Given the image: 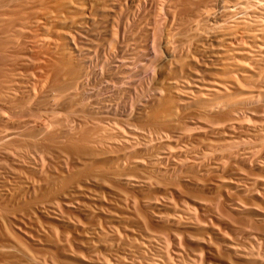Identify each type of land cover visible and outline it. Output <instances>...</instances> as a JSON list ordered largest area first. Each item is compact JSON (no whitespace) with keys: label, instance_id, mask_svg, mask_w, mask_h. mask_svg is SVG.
Instances as JSON below:
<instances>
[{"label":"bare ground","instance_id":"bare-ground-1","mask_svg":"<svg viewBox=\"0 0 264 264\" xmlns=\"http://www.w3.org/2000/svg\"><path fill=\"white\" fill-rule=\"evenodd\" d=\"M98 66L122 85L144 74L145 90L97 99ZM15 104L43 116L16 123L27 109ZM0 123L2 258L26 255L22 237L56 257L80 240L91 264H141L157 247L143 262L166 264L196 230L212 224L198 243L223 235L214 219L264 232L250 227L264 223V149L233 151L264 142V0H0ZM222 243L236 259L258 255Z\"/></svg>","mask_w":264,"mask_h":264},{"label":"rangeland","instance_id":"rangeland-1","mask_svg":"<svg viewBox=\"0 0 264 264\" xmlns=\"http://www.w3.org/2000/svg\"><path fill=\"white\" fill-rule=\"evenodd\" d=\"M139 15H141V12H140V14ZM141 16H139V20H141V18H140ZM135 20H133L134 22H137L136 23V25L138 24V22H139V20L138 21H136L137 19H138V16L136 15V17L134 18ZM140 23H141V21H140ZM131 32H129V34H130ZM141 33H143L144 34V37L141 39V36H140V34ZM139 34V38L138 39H140V43L142 44V42L144 41V39H145V32H143V30H141L140 29V31H139V33H137V35ZM143 34H141V35H143ZM141 40H143L142 42H141ZM127 41H128V39H127ZM139 43V44H140ZM130 44V43H129ZM140 47V46H139ZM111 48V47H110ZM114 49V47L110 50V51H114L115 52V50H113ZM91 54H92V56H93V51L91 52ZM158 54H159V52H158ZM119 55V53L117 54V56ZM146 54H143V56H141L140 57V59H139V66L137 65V70L136 71H138V69L139 68H141V66H142V64L145 66L146 64H147V57L148 56H146ZM145 57V58H144ZM94 59L93 60H95V57H93ZM143 59H145V60H143ZM145 62H146V64H145ZM137 63V64H138ZM141 65V66H140ZM99 67V68H98ZM96 69H98L97 70V73L96 74H94V73H92L90 76H89V80H88V90H89V92H92V91H94V90H92L91 88H93L94 89V87H95V89H96V91L95 92H93L94 94H97L98 95V93H99V95L101 96V95H104L102 98H104V100H109V98H110V100L109 101H114V102H119L118 104H121L122 102H120V100H118V99H121V101H125V102H127V103H129V95H134V91L136 92V89L134 90V85L136 84V82H137V86H138V81L139 82H141L140 81V79L141 80H143V79H145L146 78V76L144 75V74H142V77H143V79L142 78H140L141 76H137V77H135L136 79H138L137 81L136 80H133V77H130V78H132L131 80H133L132 82H130V83H128V82H126V81H128L130 78H128L126 81H124V84L125 85H127V87L123 84H120V83H118L119 82V80L118 79H116V81H115V79L114 78H116V77H119L117 74H118V70L116 71V70H114V71H110L109 69H103V71L101 72V69L100 68H102V67H100V66H98ZM99 71V72H98ZM107 71V72H106ZM104 72V73H103ZM99 73V74H98ZM101 73H103V74H101ZM105 73H106V75L107 74H109L110 76L109 77H107V76H105ZM111 73H113L114 75H117V76H112L113 74H111ZM117 73V74H116ZM104 75V79L102 78V76ZM119 74L120 75H122L121 74V71L119 70ZM94 75V76H93ZM96 75V76H95ZM144 75V76H143ZM100 76V77H99ZM113 77V78H110V77ZM92 78V79H91ZM99 79V81H98V79ZM107 78V79H106ZM96 79V80H95ZM111 79H113V81H114V83H115V86L113 85L114 83H113V81L111 80ZM95 80V81H94ZM105 80H107L108 82L109 81H112V82H109V83H107V81H105ZM102 81V82H101ZM130 81V80H129ZM136 81V82H135ZM145 81H146V79L144 80V81H142L141 82V84L137 87L136 85H135V88H138L137 89V92L138 93H141V90H143L144 88H145ZM94 82H95V84H94ZM105 82H106V84H105ZM117 82V83H116ZM144 82V83H143ZM147 82V81H146ZM91 83V84H90ZM112 84V86L110 85L109 86V84ZM127 83V84H126ZM133 83H134V85H133ZM116 84H118V86H119V84H120V86L122 85L123 87L125 86V88H118L117 87V85ZM130 84H132V85H130ZM144 84V85H143ZM129 85V86H128ZM142 85H143V87H142ZM92 86V87H91ZM102 86V87H101ZM104 86V87H103ZM116 88H114V87ZM133 88V91H132V88ZM142 88H141V87ZM90 87V88H89ZM115 89V91L116 90H119V91H116L114 94H112L113 92V88ZM140 87V88H139ZM127 88H129V89H127ZM102 89V90H101ZM124 89V90H123ZM99 90L101 91V92H99ZM106 90H108V91H106ZM112 90V91H111ZM145 90V89H144ZM128 91V93H126ZM132 91V92H131ZM97 92V93H96ZM104 92V93H103ZM122 93V94H121ZM132 93V94H131ZM111 94V95H110ZM117 94V95H116ZM127 94V95H126ZM98 95V96H99ZM107 95V96H106ZM109 95V96H108ZM114 95H115V97H114ZM123 95V96H122ZM98 96H97V99H101V100H103L100 96H99V98H98ZM110 96H113V98L114 99H111L112 97H110ZM127 96H128V98H127ZM107 97V98H106ZM118 98V99H117ZM122 98H123V100H122ZM117 99V101H115ZM126 99V100H125ZM128 99V100H127ZM112 101V102H113ZM16 105V106H15ZM14 105V107H16L17 108V106H19L17 109L16 108H14V109H16V110H18V112L17 113H19V111L21 110V111H24V110H26V111H28V112H26V111H24V114H18L19 116H21L20 118H19V116H15V117H13V119H15V122L17 123L18 122V120H21V119H26L27 120V118L28 117H30L31 116V118L33 117L34 119H35V117L36 116H38V114H41V112L43 111V110H36L34 107H30V109H29V107L27 108V106L25 107V106H23V107H20V106H22V105H20V104H15ZM19 108H20V110H19ZM24 109V110H23ZM35 109V110H34ZM25 112H26V114H25ZM21 113V112H20ZM29 114H30V116H29ZM32 114V115H31ZM42 114H43V112H42ZM41 114V115H42ZM23 115H24V117L25 118H23ZM40 115V116H41ZM38 117L36 120H38L39 118H41V117ZM43 116V115H42ZM16 118H19V119H17L16 120ZM13 119H11V120H13ZM23 121V120H22ZM14 125V124H13ZM0 128H2V123H0ZM259 137H261L262 138V136H259ZM258 137V138H259ZM260 138V139H261ZM258 140V139H257ZM247 143V141H245V142H241V141H239V142H237V144H236V146H240L239 147V149H233V151H239L240 153H242V152H248V151H252L253 153H255V155H257V156H260L261 154H262V151H263V149H264V142H256V144H246ZM47 145H49V144H51V143H46ZM52 145V144H51ZM0 162H2V161H0ZM4 166V167H3ZM5 168V165H4V163H3V165H2V163H1V168ZM194 179V178H193ZM195 180V179H194ZM158 189V188H157ZM152 189L151 190V193L150 194H153L154 193V191H155V193L154 194H156L155 196H157V194L159 195V193L160 192H162L160 189ZM160 190V191H159ZM187 190V191H186ZM189 189H187V188H185L184 189V191H186V193L188 194V193H190L191 191L189 190ZM157 192V193H156ZM182 192V191H181ZM153 194V195H154ZM153 195H150V196H153ZM186 194H183V196H182V198L186 201V202H190V199L188 198V197H184ZM190 194H188V196H189ZM213 196V195H212ZM180 197V199H182L181 198V196H179ZM191 197V196H190ZM179 199V198H178ZM179 199V200H180ZM189 201H188V200ZM183 200H180V202H179V204L182 202ZM185 201H184V203H185ZM178 202V201H177ZM175 204H177V203H175ZM179 204H177V205H179ZM260 206H262V205H260ZM219 207V206H218ZM210 211H212L211 212V216H217L216 214L217 213H215V212H218L216 209H219V208H215V206H213V207H210ZM214 211H213V210ZM38 214H36V216H37ZM39 217V216H38ZM218 217V216H217ZM233 218H235V216H232ZM37 218V217H36ZM246 218V217H245ZM245 218L244 217H236L235 219H236V221H235V223L233 222V220H235V219H228V221L225 219V221L223 222V220H221V219H219V221L218 220H216L215 221V219L213 220V223L216 225L217 223H218V225L219 224H221V225H219L220 226V228L222 229V230H225L224 231V233L222 232V234L223 235H219L218 236V238L217 237H214V239H211V238H213V237H211L212 235L210 234L211 233V225L212 224H208L207 225V227H206V229L203 227L202 229H200L201 231H203V232H201L200 230V234L201 233H205V234H208V235H211V236H208V237H206L207 239L205 240V242L203 243V242H201L200 240H201V238L199 239V243L198 242H196L197 241V236L199 235H197V233L196 232H198L199 233V231H197L196 230V232H193V233H195L194 235H193V233H192V235L194 236V238L196 239H193V238H191V240L189 239L188 241L187 240H185V241H181V249H182V251H184L183 253H182V256L181 257H175L174 255H172V253H171V251H170V253L167 255V254H165V257H164V259L165 260H167L168 262H169V258H172V257H174L175 259H171L170 260V262H169V264H188L189 262H190V259L187 257V256H189L190 258H191V254L193 253V255L195 254V252L196 253H203L202 255L199 253V255H201L202 257H204L203 258V260L201 261V263L200 264H210V263H212V264H263V260H264V235L263 234H260V233H262L263 232V229L262 228H264V223L263 224H259V225H255V224H253V226H250V227H255V229H256V227H260V229L259 228H257L258 230L257 231H255V232H260L261 231V229H262V231L259 233V234H257V233H254V230H252L253 228H249V229H251L250 231L251 232H249L250 233V235L248 234H245V233H247L248 232V230H246V229H248V228H246V227H242L243 229H245V231L243 230V229H241V225L244 223V221H242V220H245ZM1 219L2 220H4L3 219V217L0 215V222H2L1 221ZM39 220V221H38ZM220 220H221V222H220ZM248 220V219H247ZM37 224L40 222V221H42V223H44L43 222V220H41L40 218H37ZM230 221V222H229ZM241 221V222H240ZM249 221V220H248ZM248 221H246V224H247V222ZM5 222V221H4ZM217 222V223H216ZM229 222V223H228ZM231 222H233V223H231ZM238 222H240L241 223V225H240V223H238ZM243 222V223H242ZM41 222H40V225L42 224ZM226 223H228V224H226ZM230 223H231V225H230ZM249 223V222H248ZM2 224H4L3 222H2ZM234 224V225H233ZM245 224V223H244ZM244 224L242 225V226H244ZM245 224V226H247V225H249V224H247L246 225ZM48 226H52V225H49V224H47ZM46 225V226H47ZM161 225V224H160ZM217 225V226H218ZM227 225H229V226H227ZM252 225V224H251ZM261 225H263V226H261ZM42 226H45L44 224L42 225ZM228 228H226V227ZM236 226H239L240 227V229H239V227H236ZM52 227H54V226H52ZM158 227V228H157ZM248 227V226H247ZM155 228H157V231L158 230H161V229H159V228H163L164 229V227L163 226H159V225H157ZM207 229H208V232H207ZM226 229H227V231H226ZM231 229H233L232 231L234 232H232V231H230ZM11 230V229H10ZM13 230V232H14V235L16 234V232H15V230L14 229H12ZM154 230H156V229H154ZM204 230H205V232H204ZM210 230V231H209ZM221 230V231H222ZM239 230V231H238ZM260 230V231H259ZM157 231H156V233H157ZM162 231V230H161ZM164 231V230H163ZM162 231V232H163ZM232 232L231 233V235H228L227 233L225 234V232ZM237 231H238V233H237ZM244 231V232H243ZM247 231V232H246ZM253 231V232H252ZM12 232V233H13ZM160 235L162 234V233H160V231L158 232ZM157 233V234H158ZM251 233H253V234H251ZM264 233V232H263ZM227 235L228 237L226 238L225 237V235ZM230 234V233H229ZM236 234H237V236H236ZM242 234V235H241ZM256 234H257V237H254V236H256ZM195 235H197V236H195ZM16 236L17 237H20V236H18L17 234H16ZM15 236V237H16ZM193 236H191V237H193ZM202 236H203V234H202ZM206 236V235H205ZM220 236H222L221 238H220ZM233 238L232 240H234L235 242H237V243H239L241 246V248H242V246H243V248H242V250L243 251H245L246 253H250V254H252V255H257V257H253L252 259L250 258V259H240V258H237L236 259V257H234L233 256V254H231V252L230 251H228V250H225V248L224 247H222L223 246V243H222V240H223V242L224 241H228V242H230V241H232L231 240V237ZM247 236H248V238H247ZM251 236H253L254 238H256L257 240L254 242V241H252V237ZM261 236V237H260ZM16 237V238H17ZM199 237V236H198ZM201 237V236H200ZM204 237V236H203ZM209 237H211L210 239H208ZM236 237V238H235ZM251 237V238H250ZM15 238V239H16ZM239 238V239H238ZM253 238V239H254ZM263 238V239H262ZM18 240H19V243L22 241L23 243H24V245H21L22 244V242H21V247H24V249H25V251L24 252H26V255L27 254H29V253H27V252H30L31 253V257H32V252H35L36 254H37V251H38V254H40V253H42V254H40V257L43 255V256H46V258L49 260V261H51V260H53L54 261V263L55 264H91V263H87L88 261L87 260H89V258H90V254L87 252V250L84 248H82L81 247V245H80V240H79V242L77 243V241L75 242V244H73L74 242H72L71 244H69V246L71 247H66V250L68 249L69 251H65V252H63L62 254H60V252L59 253H57L56 255H57V257L55 256V251L54 250H52V254L49 252V254H48V252H46V251H44V249L42 248L41 249V247H31V248H29V247H27L28 245H30L29 244V242L27 241H25L24 239H22V237L21 238H17ZM78 239H80V238H78ZM123 239V238H122ZM261 239H262V241H261ZM247 240V241H246ZM255 240V239H254ZM125 240H122V242H124ZM195 241V242H194ZM208 241H210L209 243H208ZM239 241V242H238ZM26 242V243H25ZM121 242V243H122ZM256 242H258V243H256ZM28 243V244H27ZM76 243H77V247L75 246L76 245ZM160 244H162V243H160ZM183 244V245H182ZM213 244H215V245H213ZM222 244V245H221ZM80 245V246H79ZM187 245V246H186ZM206 245V246H205ZM31 246V245H30ZM158 246V245H157ZM162 246V245H161ZM161 246H159V249L160 248H162ZM218 248H217V247ZM18 247V246H17ZM20 247V246H19ZM18 247V249L17 250H19V249H21V248H19ZM25 247H27V248H25ZM187 247V248H186ZM211 247V248H210ZM221 247V248H220ZM33 248V249H32ZM71 250H70V249ZM171 248L173 249V251H175V252H177V251H181V249L180 250H176L175 248H174V246H171ZM178 248V247H177ZM185 248V249H184ZM200 248V249H199ZM23 249V248H22ZM21 249V250H22ZM29 249H31V251L29 250ZM157 247H156V249L154 248L153 250H150L149 251V253H148V251H146L145 253L144 252H142V257H144V256H146V258L147 259H150L152 256L154 257V254H156V252L155 251H157ZM171 249V250H172ZM175 249V250H174ZM187 249V250H186ZM192 249V250H191ZM201 249L203 250V252L201 251ZM218 249H221V250H218ZM20 250V251H21ZM37 250V251H36ZM46 250V249H45ZM162 250V249H161ZM208 250V252H206ZM54 251V252H53ZM181 251V252H182ZM188 251V252H187ZM220 251V252H219ZM18 252V251H17ZM16 252V253H17ZM23 251H21V253L20 252H18V253H20L19 255H18V253H17V255H18V257L16 256V254H14L16 257H14V259L17 261H15L14 259H13V257H9V258H6V256L5 257H3L2 258V256H0L2 259H0V264H7V262H8V260L10 261V262H8V264L9 263H11V261H12V263H14V264H17L18 262L20 263V264H37L38 262H35L38 258H40L39 256L38 257H36L35 255V257H34V261L33 260H30V256L28 255V257L25 259L24 257H26V255H25V253L23 254L22 253ZM229 252V253H228ZM34 253V254H35ZM45 253H47V254H45ZM65 253V254H64ZM75 253V254H74ZM85 253V254H84ZM143 253L145 254V255H143ZM153 253V254H152ZM24 256H23V255ZM54 254V255H53ZM211 254V255H210ZM169 257H167V256ZM195 255H197V254H195ZM22 258V260H20L21 258ZM149 258H148V257ZM7 257H8V255H7ZM83 257H85V258H83ZM232 257V258H231ZM17 258V259H16ZM29 258V259H28ZM37 258V259H36ZM146 258L144 257V259L142 258V261H141V264H146V263H144L145 261L147 262V260H146ZM176 258H178V260L176 261ZM255 258V259H254ZM6 259V260H5ZM8 259V260H7ZM11 259H13L15 262H13V260H11ZM25 259V260H24ZM28 259V260H27ZM31 259H33V258H31ZM85 259V260H84ZM5 260V261H4ZM20 260V261H19ZM27 260V261H26ZM143 260H144V262H143ZM173 260V261H172ZM208 260V261H207ZM25 261V262H24ZM31 261H33L34 263H32ZM207 261V262H206ZM29 262V263H28ZM31 262V263H30ZM168 262H166V264L168 263ZM18 263V264H19ZM39 264V263H38ZM92 264H94V263H92ZM96 264V263H95Z\"/></svg>","mask_w":264,"mask_h":264}]
</instances>
